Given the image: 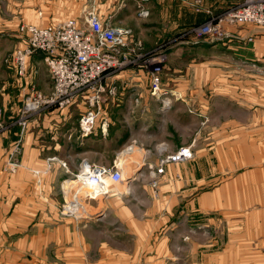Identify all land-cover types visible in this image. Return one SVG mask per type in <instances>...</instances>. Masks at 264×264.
<instances>
[{"label": "crops", "instance_id": "1", "mask_svg": "<svg viewBox=\"0 0 264 264\" xmlns=\"http://www.w3.org/2000/svg\"><path fill=\"white\" fill-rule=\"evenodd\" d=\"M241 1L201 0L197 11L195 0H95L96 13L102 20L130 28L135 38L142 44L145 45L148 41L152 47L154 46L153 49L142 48L144 54H149L157 47L166 48L168 59L162 70V85L168 92L169 105H164L161 100L150 95L146 70L137 67L126 69L104 80L106 87L115 88V94L108 96L102 105V114L93 133L87 137H81L78 132V117L83 105L62 113L49 111L41 114L45 118L41 126H36L34 122L35 117L39 116L36 115L30 120L23 135L16 125L7 128L18 118L24 96L31 89L49 94L52 81L40 53L34 54L30 59L25 78L19 79L6 66L4 58L9 56L10 37L13 39L14 49L19 45L20 36L18 30L14 35H9L8 13L1 11V16L4 18L1 20L0 30L4 27V33H0V215L33 216L31 219L33 230L50 231L57 227L66 228L65 224L74 230L77 225L73 226L67 218L56 216L54 221L51 220L50 217L55 215L53 209H56L51 205L53 202L44 207L38 206L40 200L51 201V198H42V195L56 194V191L59 195L61 182L67 176H73V172L70 170L69 173L66 172L58 162L52 163L53 172L48 176L38 177L32 175L30 171L40 169L45 165V161L52 157L62 161L63 159L70 161L71 158L79 160L75 167L70 161L69 164L73 169H79L82 160L94 165L111 166L121 158L125 161L126 154L122 153L123 149L132 141L136 143L135 152L130 156L132 162L129 161L124 167L127 173L130 169L133 170L127 177L134 174V162L141 163L144 160L146 164L155 167L161 149L172 153L180 147L191 146L194 157L192 162L189 160L175 166L168 165L160 176L161 186L165 183H181L187 186L186 190H175L171 192L172 194L169 192L171 200L166 205L172 208L177 205L182 206L186 201V204L191 205L192 210L198 213L217 211V206H220L218 205L219 190L216 192L217 188L206 191L199 189L201 183L210 181L209 176L216 173L209 165L203 168L201 159H209V153L216 149L215 136L218 129L231 128L233 119L248 120L250 100L259 105L261 98L249 93L247 81L234 83L233 80L223 79L224 84L213 85L211 79L213 74L210 71L225 67L226 62L217 63L213 62L212 58H198L180 64L179 59L191 51L199 55L229 54L234 55L241 66L249 67V64L263 66L264 47H258L257 44L263 41L264 30L255 32L256 29L251 26H243L242 31H238L237 34L240 33L244 38L253 37L252 47L185 46V38L189 36H184L183 33L188 27L201 24ZM0 2L2 4L6 2L7 8L9 0H0ZM60 2L74 6V3L83 0H60ZM140 10L146 12L144 19L137 15ZM235 29L229 30L234 34L237 31ZM179 72H183L182 77ZM234 85L240 87L239 91L236 90L237 93H233ZM234 111L239 114H234ZM253 112L255 118H262L258 109ZM219 119L223 122H218ZM104 120L108 122V127L103 135L100 128ZM227 124L230 127H227ZM16 142L21 149L19 154L21 159L17 160L19 171L17 170L15 175H10L4 167L11 147ZM89 156L96 162L91 163ZM105 160L110 161L107 163ZM67 167L69 169L68 164ZM223 181L220 182L223 184ZM14 188L17 194L12 196ZM143 188L147 189L145 186ZM164 190L162 187L161 200L169 198L165 196ZM9 198H18L17 205L11 212ZM136 198L142 199L141 201L150 200L146 192ZM95 206L99 210V205ZM106 209L105 214L102 211L105 216L108 215ZM86 226L83 225V229ZM3 227L1 222V236ZM3 242L1 241L0 248ZM3 246L10 247L7 238ZM7 256L8 253L2 257L0 263L7 262L9 260L6 259ZM16 259L19 260L18 257Z\"/></svg>", "mask_w": 264, "mask_h": 264}, {"label": "rangeland", "instance_id": "2", "mask_svg": "<svg viewBox=\"0 0 264 264\" xmlns=\"http://www.w3.org/2000/svg\"><path fill=\"white\" fill-rule=\"evenodd\" d=\"M5 3L0 2V26L4 18L1 11H6L9 35H14L23 24L46 26L68 18L79 19L87 9L97 11L95 0H83L74 3V6L66 5L60 0H9L7 8ZM243 26H251L256 29L255 32L264 30L254 25H242L235 27L237 31L230 42L216 44L186 37L185 46L252 47L253 37L244 38L240 33L237 34L242 31ZM3 30L0 33H4ZM140 44L142 48L152 47L148 41L145 45ZM13 46V39L10 37L8 54L12 52ZM257 46L264 47V37ZM153 48L154 46L150 49ZM198 58H212L217 63L226 62L225 67L210 71L213 74V85L224 84L223 79L233 80L234 83L247 81L249 93L261 98L259 105L250 100L248 120L233 119L231 128L218 129L215 136L216 149L209 153V159H201L203 168L209 165L216 173L209 176L210 181L201 183L199 189L219 190L220 206H217V211L198 213L186 201L182 206L168 207L166 203L171 200V192L186 190L187 186L181 183H165L161 186L160 176L155 184L150 185L149 180L143 176L135 183H130L129 187L125 183H108L106 193L92 200L79 196L86 214H82V217H66L61 215L62 209L77 192V186L65 187V180L74 179V176H67L60 184L59 195L57 191L48 196L44 194L42 198L49 197L51 201L40 200L36 204L44 207L53 202L51 205L56 209H53L55 215L50 217L51 220L54 221L56 216L67 218L77 228L72 230L65 224L66 228L33 230V216L0 215V224L2 222L4 225L2 236L0 231V243L4 241V245L7 238L10 245L7 248L1 244L0 260L7 253L6 259L9 260L0 264H264V65L249 64L246 67L241 66L234 55H199L192 51L184 54L179 61L182 64ZM179 73L180 76L183 74ZM239 89L234 85L233 93H237L236 90ZM255 109L259 110L262 118L252 115ZM58 113L62 112L59 110ZM234 114L239 113L234 111ZM44 120L39 115L34 122L36 126H41ZM217 121L223 122L220 119ZM227 127L230 125L227 124ZM20 152V146L17 142L14 143L4 167L10 175L17 173ZM161 153L168 154L165 150H161ZM63 160L67 162L73 175H76L78 169H73L69 163L71 161L75 167L79 160ZM89 160L91 163L96 162L91 156ZM131 160V157L127 158L122 167L129 161L132 162ZM109 161L105 160L107 163ZM52 163L45 161L43 167L30 172L38 177L48 176L53 172ZM132 170L124 177L131 175ZM222 180L223 184L220 182ZM162 187L165 189V196L169 197L165 200L160 198ZM143 192H146L150 200L135 199ZM15 193L17 194L16 188L13 189L12 196ZM17 201L18 198H9L10 212ZM96 204L99 205V210ZM105 209L108 211L106 216ZM83 225H87L85 229Z\"/></svg>", "mask_w": 264, "mask_h": 264}, {"label": "built area", "instance_id": "3", "mask_svg": "<svg viewBox=\"0 0 264 264\" xmlns=\"http://www.w3.org/2000/svg\"><path fill=\"white\" fill-rule=\"evenodd\" d=\"M200 3V0L194 2L197 11ZM137 15L144 19L146 12L140 10ZM242 25L264 28V0H242L221 14L186 29L183 35L216 44L230 42L233 33L229 29ZM18 33L19 45L6 58V66L19 79L25 78L30 59L40 53L52 81L49 94L31 89L24 96L18 118L7 127L18 126L21 135L34 116L49 111L63 112L78 105L84 106L78 117L79 135H91L102 114V105L108 96L115 94V88L106 87L104 80L129 68L146 70L150 95L169 105L168 92L162 85V70L168 59L166 48L157 47L144 54L140 41L130 28L104 21L93 10L87 9L79 19L68 18L46 26L23 24ZM107 127L108 122L104 120L100 128L103 135ZM135 144V141L128 143L124 152L133 153ZM161 150L157 166L146 164L144 160L134 162L136 169L130 177H124L120 161L113 162L111 166H97L82 160L78 173L73 175V180L77 181V192L66 202L61 215L82 217L86 214L79 196L92 200L105 194L106 181L114 185L125 183L129 187L130 183L147 176L149 184H155L166 166L185 163L193 155L191 146L180 147L168 154L161 153ZM131 154H126L124 160ZM47 162H58L61 168L70 172L67 163L56 157L49 158ZM83 184L92 185L93 191L81 190Z\"/></svg>", "mask_w": 264, "mask_h": 264}, {"label": "bare ground", "instance_id": "4", "mask_svg": "<svg viewBox=\"0 0 264 264\" xmlns=\"http://www.w3.org/2000/svg\"><path fill=\"white\" fill-rule=\"evenodd\" d=\"M135 152V149L133 150V153ZM132 152H129V151H125L123 152V154H128L130 155ZM120 162H121V165H122V162H123V159L121 158L120 159ZM127 173V170L125 167H123V175L125 176ZM108 183H110L109 181H106V184L108 185ZM64 184L66 185L65 187L66 188H73L74 186H77V181L76 180H72V179H68V180H65ZM81 190L85 191V192H92L93 189H92V185H87V184H83L82 187H80ZM80 190V191H81ZM78 191V192H80ZM97 214V213H96ZM95 214V215H96Z\"/></svg>", "mask_w": 264, "mask_h": 264}]
</instances>
